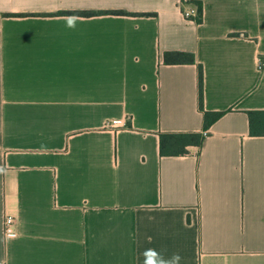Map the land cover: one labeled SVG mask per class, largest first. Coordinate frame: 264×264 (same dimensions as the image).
Returning a JSON list of instances; mask_svg holds the SVG:
<instances>
[{
	"label": "crops",
	"instance_id": "0c3cea01",
	"mask_svg": "<svg viewBox=\"0 0 264 264\" xmlns=\"http://www.w3.org/2000/svg\"><path fill=\"white\" fill-rule=\"evenodd\" d=\"M180 1L0 0V264H264V0Z\"/></svg>",
	"mask_w": 264,
	"mask_h": 264
},
{
	"label": "trees",
	"instance_id": "16d2710c",
	"mask_svg": "<svg viewBox=\"0 0 264 264\" xmlns=\"http://www.w3.org/2000/svg\"><path fill=\"white\" fill-rule=\"evenodd\" d=\"M199 12V18L197 23L201 22L202 7L197 5ZM63 14L77 15L84 17H91L97 15H120V16H134L124 11H78V12H63ZM152 14H142V16H151ZM162 61L165 65H180V64H192L197 67V85H198V108L203 115V131H206L211 124L217 121L224 112L211 113L206 112L203 109V73L201 65L196 63L195 56L188 52L170 51L165 52L162 57ZM249 120V135L252 137H264V111H249L247 112ZM167 138V143H165ZM203 134H183V135H161L160 139V154L163 156H179L186 153L185 147L187 145L201 146Z\"/></svg>",
	"mask_w": 264,
	"mask_h": 264
},
{
	"label": "built area",
	"instance_id": "2783aa9c",
	"mask_svg": "<svg viewBox=\"0 0 264 264\" xmlns=\"http://www.w3.org/2000/svg\"><path fill=\"white\" fill-rule=\"evenodd\" d=\"M180 6L184 19L197 21L200 16L197 7L187 5L184 0L180 1ZM108 125L111 128H117L122 125V120H112ZM15 226V218L13 216L6 215L3 221V232L6 239L16 237Z\"/></svg>",
	"mask_w": 264,
	"mask_h": 264
},
{
	"label": "clouds",
	"instance_id": "9594fccd",
	"mask_svg": "<svg viewBox=\"0 0 264 264\" xmlns=\"http://www.w3.org/2000/svg\"><path fill=\"white\" fill-rule=\"evenodd\" d=\"M157 254L155 252H153V257H156ZM181 257L179 256V254H175L171 260H164L163 258H159V259H150L146 261V264H179Z\"/></svg>",
	"mask_w": 264,
	"mask_h": 264
}]
</instances>
